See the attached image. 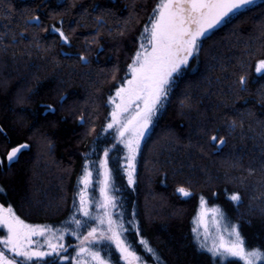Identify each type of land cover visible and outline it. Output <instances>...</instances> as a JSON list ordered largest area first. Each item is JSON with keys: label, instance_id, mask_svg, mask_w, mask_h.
<instances>
[{"label": "trees", "instance_id": "obj_1", "mask_svg": "<svg viewBox=\"0 0 264 264\" xmlns=\"http://www.w3.org/2000/svg\"><path fill=\"white\" fill-rule=\"evenodd\" d=\"M160 2L0 0V204L28 224L69 228L85 169L90 194L101 192L107 151L114 210L148 264H244L200 249L193 223L205 199L264 252V0L203 36L174 74L129 184L111 99ZM64 255L26 264H72Z\"/></svg>", "mask_w": 264, "mask_h": 264}, {"label": "snow or ice", "instance_id": "obj_2", "mask_svg": "<svg viewBox=\"0 0 264 264\" xmlns=\"http://www.w3.org/2000/svg\"><path fill=\"white\" fill-rule=\"evenodd\" d=\"M252 3V0H161L158 4V15L151 22V27L145 28V32L150 31L148 43L151 45V51H148L141 45V51L135 55L133 64L130 65L132 78L127 81V86L120 87L116 96L120 97L121 103L116 104V109L112 112V123L108 124V128L118 125V134L121 142L128 149V182H134L135 172V152L139 147V140L144 135L151 122V117L155 113L157 106L161 104L162 98L168 94V85L172 79L173 73L178 72L181 65L187 64L188 57L197 47V41L204 36L208 29L218 25L224 18L229 16L235 10H239L242 6ZM157 10L154 9V12ZM63 35V34H61ZM256 72L264 74V60L260 61ZM113 103L115 100L113 99ZM134 111L121 121L123 113H129V109ZM142 105V107H141ZM127 134V137H126ZM126 137V138H125ZM216 140V137L212 138ZM27 145L14 147L7 154V159L12 161L16 158L17 153L26 148ZM105 159L101 162L104 169V181L101 192L104 194V202L101 207L106 211L104 216L99 217L100 224H107V229L100 230L92 228L87 236L81 241L79 255H87L94 264H107L101 257L100 252L92 251L90 247H84V244H92L97 240H107L115 244L116 249L122 254L127 264H137L141 259L135 251L131 250L132 245L126 242L127 238L123 236V232L127 231L122 224H118L112 219L111 214L107 211L109 207H116L114 197L108 195V187L110 180V170L108 168V152L104 153ZM91 172L85 169V175L82 183L85 190L90 183ZM80 193V208L78 209L85 217H89L88 201L86 191ZM0 191H3L0 189ZM177 191L183 196H189L191 193L185 188H178ZM233 201H238L240 197L233 195ZM203 200L201 204L203 206ZM213 212H219V209H213ZM203 214L201 216V222ZM79 225L81 221L77 220ZM84 223H87L85 221ZM0 227L7 229V236L0 238V248L6 249L12 254L9 257L4 250H0V264H26L35 258L39 260L44 256L51 255L58 251L62 245H56L50 239L45 240L51 252L41 251L39 248H33L36 243L32 238L34 236H43L50 229L34 227L25 223L12 207L5 208L0 205ZM197 232V229H193ZM99 233V234H98ZM230 239L225 241L221 236L218 242H214L212 247L208 249L214 255L226 259L234 257L242 260L244 264H256L258 260H264V252L260 250H246L245 240L242 237L237 226H232L229 234ZM58 239H62L59 237ZM141 244L146 245V241L141 240ZM147 251L152 252L151 248ZM14 257H20L17 261ZM77 264H87V262L77 261Z\"/></svg>", "mask_w": 264, "mask_h": 264}, {"label": "rangeland", "instance_id": "obj_3", "mask_svg": "<svg viewBox=\"0 0 264 264\" xmlns=\"http://www.w3.org/2000/svg\"><path fill=\"white\" fill-rule=\"evenodd\" d=\"M258 1L259 0H252V3H250L248 5H245V6H242L239 10H235L233 13H230L229 16L233 15L234 13L240 11L241 9H243V8H245V7H247V6L251 5V4H254V3L258 2ZM156 15H158V8H157L155 16ZM229 16H227V17H229ZM226 18H224L215 27H213L211 29H208L207 32L205 33V35L210 33L213 29L218 27L221 23H223ZM151 22H152V20H151ZM151 22L147 26V28H149V29L151 27ZM149 36H150V31L149 32H145V30H144V32H143V34L141 36L140 48H139L138 51L142 50L141 49V45H143L144 48L147 49L148 51H151V45L148 43V37ZM202 37H200L198 39L197 44L199 43V40ZM258 64H257V66H258ZM174 74L175 73H173V76H174ZM131 78H132V73H131V70L129 69V74L126 77L124 83L122 85H120V87L127 86V81L130 80ZM117 90H116V92H117ZM113 99L115 100V103H113ZM111 103H112V112H113L116 109V104H120L121 103V99H120V97L116 96V93L113 96V98L111 99ZM141 107H142V105H141ZM134 108H135V105H133V108L129 109V113H123L122 114V116H121V121L122 122L124 121L125 117H127L130 113H132L134 111ZM154 115H155V113L152 115L151 122L148 124L147 129L144 130V135L139 140V147H140V145L142 143L143 138L147 135V133L151 129V125H152V122H153ZM111 123H112V115H111ZM113 128L115 129L116 133L118 134L119 126L116 125ZM126 137H127V134H126ZM118 139L120 140V143L123 146L124 163H125L126 171L128 173L127 168H128L129 152H128V149L125 146V144L121 142V138H120L119 134H118ZM139 147H138V149H139ZM138 149L135 152V159L137 157ZM134 163H135V161H134ZM89 185H90V183H89ZM89 185H88L87 189L85 190V185L83 184V187H82L81 191L82 190L86 191V198H87V201H88V210H89L90 216L89 217H85L83 215V213L78 210L80 208V194H79L78 195V203H77V206L75 208L74 214H73L72 219H71V227H69L70 229L65 226V227L59 228L58 230H50V232H46L43 235L44 238H42V239H41L42 236H39V235L34 236L32 239L36 243H34L32 245L33 248H39L41 251H44V252H51V249H49L47 244H45V240L50 239L53 244L62 245L63 246V247L59 248L58 251H56L57 253L65 254L62 257V260H66L68 255H72V264H77L78 260L82 261V262H87V264H94V262L91 261V258L88 257L87 255H84V256L79 255L80 248L82 246L81 245V241H83L84 237L87 236L88 232L91 231L92 228H99L100 230H105L106 231L107 224L106 223L105 224H100V222H99V217L104 216V213L106 211L105 208L101 207V204L104 202V194H102L101 192L97 191L94 195H91L90 194ZM81 191H80V193H81ZM108 195L113 197L112 194L109 191H108ZM203 202H204L203 206H202V204H200L198 213H197V215H196V217L194 219V223H193V229L194 228L197 229V232H194L197 246L200 249L209 252L213 256L214 259L219 260V261H225V260H228V259H238V258H234V257H228L226 259H222L221 257L214 255L212 252H210L208 250V249H210L212 247L214 242H218L219 237H221V236L224 238L225 241L229 240L230 239V235L229 234L232 231V226H235V225H232L229 221H227L225 219V217L223 216V214H222V212H221V210L219 209L218 206H209L205 199L203 200ZM4 207L7 208L8 206H4ZM115 208L116 207H109L107 209V211L111 214V217H112L113 220H115L118 224H122L123 225L122 217H121L120 213L117 210H114ZM213 209H219V212H213L212 211ZM202 214H203V220L201 222ZM77 220L81 221V223L79 225L76 223ZM85 221H87V223H84ZM29 225H32L34 227L38 226L40 228L50 229L49 227L42 226V225H35V224H29ZM67 232L70 233L68 235L69 239H67L65 237ZM6 236H7V229L3 228V227H0V238L6 237ZM123 236L125 237L124 232H123ZM59 237H62V239H58ZM83 246L84 247H90L92 251L100 252L101 257L107 262V264H115V262L118 263V264H127V262L124 259H122V254L119 252L118 249H116L115 244L113 242H110V241H107V240H97V241L93 242L92 244H87L86 243ZM72 249H73V252L71 251ZM245 249L249 250V251L250 250H257V249L260 250L257 247H253V248L248 247L246 244H245ZM0 250H4L5 254L8 255L10 258L14 256V254H12L11 252H9L6 249L0 248ZM131 250H133V249H131ZM260 251L263 252L262 250H260ZM137 255L141 258L137 262V264H148L147 261L145 260V258H143L139 254H137ZM14 258L17 260L20 257H14ZM263 261L264 260H258V261H256V264H259L260 262H263Z\"/></svg>", "mask_w": 264, "mask_h": 264}]
</instances>
